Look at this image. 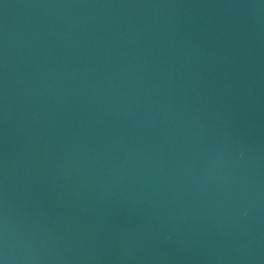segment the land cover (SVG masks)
<instances>
[{
  "label": "water",
  "instance_id": "obj_1",
  "mask_svg": "<svg viewBox=\"0 0 264 264\" xmlns=\"http://www.w3.org/2000/svg\"><path fill=\"white\" fill-rule=\"evenodd\" d=\"M0 264H264V0H0Z\"/></svg>",
  "mask_w": 264,
  "mask_h": 264
}]
</instances>
